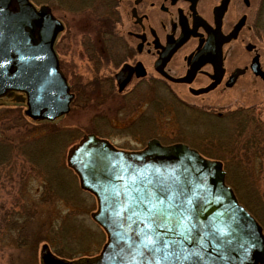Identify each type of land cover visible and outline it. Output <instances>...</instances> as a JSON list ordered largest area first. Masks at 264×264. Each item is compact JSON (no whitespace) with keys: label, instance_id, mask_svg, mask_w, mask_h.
Listing matches in <instances>:
<instances>
[{"label":"water","instance_id":"1","mask_svg":"<svg viewBox=\"0 0 264 264\" xmlns=\"http://www.w3.org/2000/svg\"><path fill=\"white\" fill-rule=\"evenodd\" d=\"M63 29L48 5L0 0V98L23 93L33 120L61 118L74 98L54 48ZM67 160L97 199L92 218L107 241L97 255L77 260L44 245L42 264L264 263L262 227L226 183L222 164L196 149L151 139L128 151L90 133Z\"/></svg>","mask_w":264,"mask_h":264},{"label":"rangeland","instance_id":"2","mask_svg":"<svg viewBox=\"0 0 264 264\" xmlns=\"http://www.w3.org/2000/svg\"><path fill=\"white\" fill-rule=\"evenodd\" d=\"M35 1L38 6L43 3L51 6L54 15L67 24L55 47L60 67L76 93V99L69 114L51 123L29 120L25 116L24 103L16 105L9 100H0V135L4 140H0V264H42L41 250L44 245L55 256L67 259L95 256L101 251L107 237L92 218V213L97 210V200L94 195L82 189L77 174L69 167L67 160L69 151L89 133L104 137L116 147L128 151L144 148L151 138H159L164 144L187 140L204 156L223 163L228 171L227 184L234 188L239 202L256 217L264 235V160L252 161V138L249 136L246 140L245 135L238 140L232 138L233 133L241 130L239 127L236 130L235 127L231 128L229 134L232 136L227 138L224 123L216 125L211 116H202L203 113L193 112L186 105L197 104L210 110L211 100L194 97L183 87L178 88V91L184 102L171 95L165 87L154 85L153 88L162 95L168 93L171 96L142 102L141 108L139 99L124 101L115 98L112 88L102 94L101 77L113 66L109 61L113 51L110 40L105 38L103 44L98 42V50L93 40L84 39L80 30L74 27L77 16L71 17L64 0ZM107 25L109 22L105 21L104 29ZM78 27H81L80 22ZM249 87H260L264 93V84ZM236 96L231 100L213 99L214 105L220 108L218 104H222L223 108L218 109L222 110L224 106L235 107L255 102L261 107L264 118V100H252L249 97L236 102ZM166 101L171 102V105L165 110ZM14 106L15 109H10ZM123 106L124 109H121ZM5 108L9 111L1 113ZM201 116L204 120H201ZM58 129L61 132L56 135ZM38 136L45 140L41 156L44 157L45 148L50 150V154L47 153L48 161L50 165L55 164L63 180L61 184H55L54 189L65 196L64 199L60 196L57 204H52L49 186H45L46 173L40 176L31 167L37 163L33 165L23 161L24 154L32 150L29 141ZM262 153L264 155V149ZM17 200L21 205H27L18 210L17 202L14 204ZM31 209L33 213L37 211L38 215L29 225L35 227L37 231H34L42 238L46 236V239L38 242L35 250L20 256L14 248L17 236L14 231L29 218ZM47 220L51 224L47 223L43 227L42 222Z\"/></svg>","mask_w":264,"mask_h":264},{"label":"flooded vegetation","instance_id":"3","mask_svg":"<svg viewBox=\"0 0 264 264\" xmlns=\"http://www.w3.org/2000/svg\"><path fill=\"white\" fill-rule=\"evenodd\" d=\"M64 1L71 17L77 16L73 25L80 30L84 39L93 40L98 50V42L103 44L105 38L113 45L112 56L109 57L112 69L102 75L100 81L102 94L112 88L115 98L124 101L139 99L141 108L142 102L156 98L174 95L181 99L178 88L183 87L188 94L205 97L212 102L210 110L197 104H186L193 112L211 116L214 124L224 123L223 129L229 139L232 136L229 134L231 128L235 127L236 130L239 127L241 130L233 133L232 138L238 140L245 135L248 140L250 136L252 161L264 160V118L261 107L252 102L235 107L224 106V109L218 110L223 105L218 104L220 108L214 105V100H231L235 95L236 102L249 97L252 100H264L260 87H249L264 84V0ZM31 2L38 9L48 5L43 3L38 6L35 0ZM49 7L54 15L52 7ZM105 21L109 22V26L104 29ZM62 22L65 30L67 24ZM79 22L81 27H78ZM168 51L171 53L167 57ZM125 66L128 70L122 75L120 73ZM192 66H197V69L190 77ZM154 85L165 87L171 95H162L153 88ZM71 91L74 98L69 113L76 99L72 87ZM0 100L19 105L24 103V95L13 93ZM170 105L171 102L166 101L165 110ZM5 111H9L8 108L1 113ZM167 112L171 113L168 109ZM202 116L201 120H204ZM151 139L163 143L159 138ZM187 142L183 141L195 148ZM172 143L176 142L169 144ZM224 169L228 178V171Z\"/></svg>","mask_w":264,"mask_h":264},{"label":"trees","instance_id":"4","mask_svg":"<svg viewBox=\"0 0 264 264\" xmlns=\"http://www.w3.org/2000/svg\"><path fill=\"white\" fill-rule=\"evenodd\" d=\"M0 131H1V129H0ZM53 132H54V130H53ZM60 132H61V129H58L56 132V135L59 134ZM1 138L2 137L0 135V140H2ZM7 141H8V139H7ZM44 141L45 140L42 136L41 137L38 136V137L31 139L29 141V144L31 143L30 148L32 150L30 153H27V155L24 154V157H23L24 160L23 161H26L27 163H30L33 165H35L37 163V165L31 166V167H33L32 169L34 170V172H39L40 176H42V175L44 176L46 173L44 183H47V185H45V186H46V188H47V186H49L48 192L53 199L52 204H57L59 197L61 196L64 199L65 196H63V194L60 195L59 192L57 190H55L54 188H55V184L57 182H58V184H61L63 182V180H62L61 174L57 171L58 169L55 166V164L53 163L52 165H50V163L48 161L47 153L50 154V150L45 148L43 151L44 157L41 156ZM46 149L48 150V152ZM0 158H2L1 154H0ZM1 160H0V162H1ZM2 164H3V162H2ZM44 164H45V166H44ZM44 183L42 182V184H44ZM42 197H45V196H42ZM16 202H17V204H16ZM14 204H16V209H18L19 207L22 208L24 205H27V203L21 205L19 200L15 201ZM32 211L33 210L31 209L29 218L27 217L26 221L23 224L18 225L17 226L18 228L14 231L17 233V236L15 238V244H14L15 247L14 248L16 249L17 254L20 256L27 251L30 252V250H35L37 247V243L46 239V236L44 238H42V236H40L39 233L34 231V230H36L35 227H33L32 225H29V224H32V220H35V217H37V215H38L37 211H35L34 213ZM47 223L51 224V221L50 220L43 221L42 226L45 227V225ZM36 233H37V236H35Z\"/></svg>","mask_w":264,"mask_h":264}]
</instances>
